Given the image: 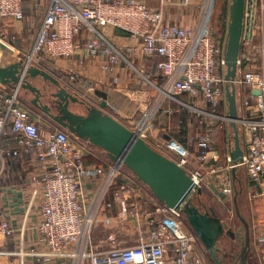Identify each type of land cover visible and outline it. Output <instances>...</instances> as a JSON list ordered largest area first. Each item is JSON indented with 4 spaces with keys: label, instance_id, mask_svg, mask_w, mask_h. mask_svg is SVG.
<instances>
[{
    "label": "built area",
    "instance_id": "obj_1",
    "mask_svg": "<svg viewBox=\"0 0 264 264\" xmlns=\"http://www.w3.org/2000/svg\"><path fill=\"white\" fill-rule=\"evenodd\" d=\"M34 1L0 0V23L6 19L24 21V6L29 2H33V9L43 10L32 50L25 58L29 66L59 62L82 51L94 61L101 59L102 69L111 71L123 55L107 42L99 28L125 31L139 39V50L145 56L161 58L159 68L164 76L157 99L152 103L141 100L142 118H135L137 125L131 129L157 150L165 149L154 139L157 136L152 120L158 111H164L165 101H173L179 110L189 108L198 118L201 127L191 139L200 151L201 165L209 162L216 127L230 122L226 98L228 38L214 34L209 19L214 0L200 1L203 10L194 25L171 21L165 0H161L160 8L151 7L145 0ZM85 27L93 35L80 42L76 36ZM16 33L17 26L9 31L5 27L0 41L5 43L4 39ZM237 65L234 83L244 148L243 159L236 166L245 169L248 179L264 196V0H245ZM68 73L71 81L81 79L75 70ZM20 89V84L9 88L0 82V192L9 159L29 157L37 163L31 183L36 194L40 193V213L32 228L36 236L29 249L31 264H206L204 244L184 214L168 207L142 185L125 187V181L113 191L126 166L124 158L87 162L90 142L65 128L42 129L39 119L21 103ZM9 125L11 135L7 134ZM169 147L178 155L174 160L201 186L205 176L202 167L189 170V149L176 142ZM227 162V169L234 167L231 156ZM218 169L212 167L210 172ZM218 185L226 195L232 193L231 181ZM121 188L126 191L124 195L119 194ZM119 207L136 227V242L119 246L110 237L103 246L96 245L92 235L98 216L103 209L111 214ZM0 234L9 239L17 234L12 222L1 216ZM253 246L258 263L264 264V229L258 230Z\"/></svg>",
    "mask_w": 264,
    "mask_h": 264
},
{
    "label": "crops",
    "instance_id": "obj_2",
    "mask_svg": "<svg viewBox=\"0 0 264 264\" xmlns=\"http://www.w3.org/2000/svg\"><path fill=\"white\" fill-rule=\"evenodd\" d=\"M24 12L26 15L24 21L16 22L12 19H6L4 23H2L3 28H1L5 30L6 27V30L9 31L12 26H17L19 30V33H16L11 39L9 38L10 42H13V44L5 41V44L10 48L5 59L13 61L22 59L23 62L26 63L25 55H28L30 52L27 50V54L22 53L18 47L24 44L21 42L25 37L24 32L28 31L26 28H28V26L32 28L33 26V22L30 23V20L33 16H38V22L35 23L32 28L33 30L29 29L34 32L35 36H33L35 41L36 31L40 25L43 10L38 11L33 9V2H29L25 4ZM99 31L104 34L107 42L118 49L123 55L117 63L113 64V70L104 71L100 58H97V60L100 59V61H94L87 57V54H84L82 51H78L76 55L71 58L61 59L59 62L51 61L45 62V64L35 63L32 64V66L48 71L58 78L68 91L77 95L79 98L85 99V101L91 105L101 108L102 101L106 100V107H102L104 112L112 115L128 127L134 128L137 125L134 119H138V116L142 118V114L139 111L141 100L144 99L152 103L159 95L158 87L164 82V76L159 68L161 58L157 56H145L139 50V39L121 29L101 27ZM92 35L93 33L90 29L85 27L76 36V39L80 42H86ZM33 44L34 42L31 45ZM128 48L130 50H128ZM74 70L81 74V79L79 81H71L69 79L68 72ZM31 82L39 88L46 85L49 90H57L54 84L44 82L42 77H35L31 79ZM8 87L13 88L10 86ZM22 89L23 88H21L20 91H22ZM20 95V101L23 105V102L27 103L28 99V103L30 101L33 108L38 110L35 112L27 103L26 106L29 105L28 108H30L29 110H31L30 112L33 118L39 119L42 129L50 131L56 128H63L58 126L48 115L32 104L31 99L34 96L29 90L24 89L23 92H20ZM44 101L47 102L48 99L46 98ZM162 105L164 106V111H158L155 117H158V120H160L161 117H168L167 130H162L160 127L156 126L157 128L153 131L157 136L154 137V139L163 143L165 147V149L161 151L172 159H178V155L169 147V144L175 142L180 143L189 149V170L202 167V171L207 170L206 176L225 170L230 171V175L233 177L232 168L227 169V157L231 156L234 146H228L227 149L225 146L222 149L218 146L220 133L224 131V123L216 127L213 133V150L211 151V158L206 165L202 166L199 159L200 151L196 143L191 139L197 134L201 127L198 118L191 113L187 114L188 116H184L182 121L177 120L176 117L181 114L182 111L187 113V110H179V105L173 101H165V104ZM71 109L79 113L81 110L84 111V107L77 103H71ZM165 109H170V111L165 112ZM241 144L242 148H244L242 133ZM89 146L90 155L102 162L110 160L104 149L91 143H89ZM88 156H86V158ZM7 165L6 175L2 181L3 189L0 192V216L12 222L13 226L17 229V234L14 239L6 238L0 234V264H31L32 256L29 254V249L36 236L35 230L32 228L40 213L38 206L40 193L36 194V188L34 184L31 183L32 173L35 171L37 163L32 162V159L27 157L19 160L9 159ZM212 167L221 169L210 172ZM241 173L246 174V171L243 167H238L236 177ZM123 176V178L126 179L130 177L128 175ZM257 212L255 208H252L254 217H259ZM252 248L254 250L253 243Z\"/></svg>",
    "mask_w": 264,
    "mask_h": 264
},
{
    "label": "water",
    "instance_id": "obj_3",
    "mask_svg": "<svg viewBox=\"0 0 264 264\" xmlns=\"http://www.w3.org/2000/svg\"><path fill=\"white\" fill-rule=\"evenodd\" d=\"M244 12L245 0H232L226 49V98L230 124L234 131V147L231 153L234 179L237 171L236 165L243 159L238 127L237 90L234 79L237 75L241 49ZM9 50L10 48L0 41V82L10 87L20 84L21 88L29 90L34 96L31 102L36 108L72 134L104 149L111 161L124 158L125 165L150 188L158 200L184 214L191 229L198 235L209 252L214 264H223L218 255L217 242L224 235L227 224L216 215L213 208L203 210L194 203V195L200 197L203 189L202 186L195 183L188 171L177 161L157 150L144 138L136 135L123 122L104 112L102 107H106V100L102 101L101 108L91 105L85 99L68 91L63 83L48 71L29 66L22 59L18 61L5 59ZM35 77H42L44 82L54 84L57 90H49L46 85L39 88L31 82V79ZM253 93L257 95L259 91L254 90ZM44 97L48 99L47 102L43 101ZM71 103L82 105L84 111L75 112L71 109ZM211 187L220 196L226 195L222 187L216 186L212 180ZM237 196L236 192L234 196L235 210L245 229L240 261L241 264H249V254L252 250L251 228L248 220L241 213ZM227 233L231 237L235 236L231 230H228Z\"/></svg>",
    "mask_w": 264,
    "mask_h": 264
},
{
    "label": "rangeland",
    "instance_id": "obj_4",
    "mask_svg": "<svg viewBox=\"0 0 264 264\" xmlns=\"http://www.w3.org/2000/svg\"><path fill=\"white\" fill-rule=\"evenodd\" d=\"M145 1L153 8L161 7V0H145ZM165 1H166L165 11L170 17L171 21L185 25H194L196 22H198L201 12L203 10V4L200 3L201 0H190L187 4H182L183 0H165ZM223 1L224 0L213 1L211 12L209 15L210 23L212 26L217 25L218 27L220 5L223 3ZM231 2L232 0H230V4ZM230 4H229V11H230ZM38 19H39L38 16L32 17V19L30 20V23L33 22L32 28L34 27L35 23L38 22ZM2 25L3 24L0 23V39L3 37ZM32 28H30L29 26L28 28H26L28 29V31L24 32L25 37L21 42L24 44L21 45L22 47L21 46L18 47L22 53L27 54L28 53L27 50L29 52H31L32 50L33 45L31 44L34 42V36H35L34 32L32 31L33 30ZM29 29H32L31 30L32 32ZM9 38L11 39V37L9 36L7 39L4 40L10 44H13V42L12 43L10 42ZM23 91L24 89H22V91L20 92ZM45 99L46 97L43 98V101ZM23 103H24L23 106L28 110L30 109L28 108L29 105L31 106L32 110L34 109L33 106L30 104V101L28 103V99H27V103L29 104L28 106H26L27 103L25 102ZM188 109L189 108L185 109L187 110V113L185 111L184 112L182 111L181 114H179L176 117V119L182 121L184 116H188L187 114H191L189 113ZM34 111L37 112L38 110L34 109ZM80 112H83V110H81ZM157 118L155 117L152 120V124L154 125V130L157 128L156 126L158 122L159 123L163 122V121H159ZM161 119L164 121L167 120V118L165 117ZM238 127L241 136V127L240 125H238ZM233 133L234 131L230 123L224 122V131L220 133V141L218 142V146L220 149L224 148V146L226 149L228 148V146L229 147L234 146ZM203 172L205 179L201 184L203 193L201 194L200 199L205 203L207 209L213 208L215 210L216 215L224 223L227 224V228L224 235H222L217 242L219 258L222 260L223 264H241L240 252L242 247V241L244 240L245 229L242 221L237 216L235 210V204H234V196L236 195L237 192L238 204L241 213L249 222L251 228L252 243H253V240L255 238L254 234L256 235L259 229L260 230L264 229V196L260 195L262 191L255 185L251 184L248 178L246 177V174L244 173L239 174V176L233 179V177H231L230 175L231 173L230 171L224 170L216 174H211L209 176L205 175L206 171ZM123 175H128L132 178L129 177L130 179H126L123 178L124 177ZM121 177H122L121 179H123L124 182L126 181V183L124 184L125 187L131 185L137 188V186L142 185L146 190L151 191L150 188L141 180H139L138 177L135 175V173L132 172L127 166L124 167ZM211 180L214 181V183L218 187H219L218 185L219 183H222L223 181L226 180L228 182L232 180L231 182L232 193L227 194L224 197L220 196L212 189ZM125 192L126 191L121 188L119 194L124 195ZM193 201L194 203L199 204V199L196 195H194ZM129 202L131 203L132 200ZM252 208H255V210L258 211L257 213H259L260 211L259 215L257 214L259 217L257 216L254 217L252 213ZM107 216H109V218H107ZM228 230L233 231L235 236L231 237V235L227 233ZM137 235L138 234L136 232V227L133 225V223L130 222V220L126 218L125 215H122L121 208L119 207V209L118 208L113 209V213L111 214H106L105 209L102 210L93 228L92 240L93 243H95L96 245L103 246L105 242L108 239H110V237H113V239L116 241V243L119 246H126V245L134 244L136 242ZM204 258L206 264H214L206 248L204 251ZM249 264H259L258 258L253 248L249 254Z\"/></svg>",
    "mask_w": 264,
    "mask_h": 264
},
{
    "label": "trees",
    "instance_id": "obj_5",
    "mask_svg": "<svg viewBox=\"0 0 264 264\" xmlns=\"http://www.w3.org/2000/svg\"><path fill=\"white\" fill-rule=\"evenodd\" d=\"M217 4H218V2H217ZM229 4H230V0H224L223 3L220 5V14H219L218 27H217V25L213 26L214 34H215V36L217 38H221V37L223 38V37L227 36V34H228V24H229V20H230ZM161 118H163V117H161ZM161 118H160L159 121H163V122H160V123L158 122L157 126L160 127L162 130H167L168 117H165V118H167V120H165V121L162 120ZM7 134L8 135L12 134V129H11L10 125L7 127ZM86 159L88 160L87 162H91V163H94V162L100 163V162H102L99 159L93 157L92 155H89ZM249 182L251 183L250 180H249ZM122 183H124V180L119 178L117 180V184L113 188V191L116 188H118ZM259 213H260V211H259ZM259 213H258V215H259Z\"/></svg>",
    "mask_w": 264,
    "mask_h": 264
},
{
    "label": "flooded vegetation",
    "instance_id": "obj_6",
    "mask_svg": "<svg viewBox=\"0 0 264 264\" xmlns=\"http://www.w3.org/2000/svg\"><path fill=\"white\" fill-rule=\"evenodd\" d=\"M53 120V119H52ZM57 124V123H56ZM58 125V124H57ZM58 126H60V125H58ZM62 127V126H61ZM201 197H198V199H199V204H197V205H199L203 210H206L207 209V206L205 205V203L200 199ZM194 200V199H193ZM196 204V203H195ZM206 206V207H205Z\"/></svg>",
    "mask_w": 264,
    "mask_h": 264
}]
</instances>
